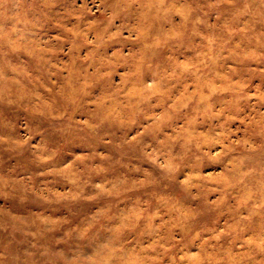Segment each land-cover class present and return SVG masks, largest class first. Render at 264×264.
<instances>
[{
	"label": "clouds",
	"instance_id": "obj_1",
	"mask_svg": "<svg viewBox=\"0 0 264 264\" xmlns=\"http://www.w3.org/2000/svg\"><path fill=\"white\" fill-rule=\"evenodd\" d=\"M0 264H264V0H0Z\"/></svg>",
	"mask_w": 264,
	"mask_h": 264
}]
</instances>
